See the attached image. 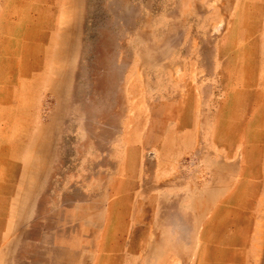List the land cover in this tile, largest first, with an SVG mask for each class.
Instances as JSON below:
<instances>
[{
    "label": "rangeland",
    "instance_id": "obj_1",
    "mask_svg": "<svg viewBox=\"0 0 264 264\" xmlns=\"http://www.w3.org/2000/svg\"><path fill=\"white\" fill-rule=\"evenodd\" d=\"M0 264H264V0H0Z\"/></svg>",
    "mask_w": 264,
    "mask_h": 264
}]
</instances>
